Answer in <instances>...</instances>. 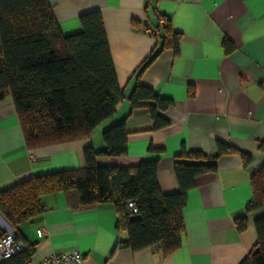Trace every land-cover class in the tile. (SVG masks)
Instances as JSON below:
<instances>
[{"label":"crops","instance_id":"1","mask_svg":"<svg viewBox=\"0 0 264 264\" xmlns=\"http://www.w3.org/2000/svg\"><path fill=\"white\" fill-rule=\"evenodd\" d=\"M49 2L66 35L81 30L82 14L101 13L124 98L88 137L29 149L14 102L5 97L0 101V191L31 177L83 169L85 149L102 151L103 131L123 119L126 155L98 154L96 162L129 167L158 160L156 178L164 194L180 190L174 164L182 151L213 156L222 142L250 161L244 164L238 153L222 155L216 171L195 179L183 209L182 245L168 256L154 247H118L127 232L118 229L112 203L75 210L63 191L46 194L42 214L19 226L22 240L33 249L28 263L79 250L82 264H240L257 242L255 221L264 215V208L246 212L253 198L252 176L264 165V0ZM165 18L181 34L179 50L163 48L138 74L144 60L160 47L159 33L152 31L159 32ZM138 84L172 100L162 114L167 126L155 128L146 107H132L129 97ZM244 216L246 227L239 230L236 220ZM0 225L12 228L1 211Z\"/></svg>","mask_w":264,"mask_h":264},{"label":"trees","instance_id":"2","mask_svg":"<svg viewBox=\"0 0 264 264\" xmlns=\"http://www.w3.org/2000/svg\"><path fill=\"white\" fill-rule=\"evenodd\" d=\"M81 30L64 34L49 0H0V101L11 96L29 149L88 137L102 122L111 118L124 98L118 84L106 29L101 13L80 16ZM161 29V30H160ZM160 47L140 65V74L162 51L179 50L181 34L168 18L159 28ZM229 50L231 46L226 41ZM132 107H146L155 128L168 125L162 114L172 105L170 98L138 84L129 97ZM125 119L103 131L105 148L84 151L85 167L63 170L25 179L0 191V211L12 226L16 240H22L19 226L42 214V197L63 191L75 210L112 203L117 227L127 232L118 247L138 251L159 248L164 256L182 245L183 209L187 191L195 179L217 170V160L238 153L244 164L250 157L225 143L218 152L182 151L176 156L174 171L180 190L161 192L156 174L158 160H143L135 166H100L98 154L109 157L127 153ZM162 149L150 147V151ZM253 198L246 212L264 208V165L252 176ZM138 208L132 213L128 202ZM246 216L236 220L244 230ZM257 242L240 264H264V215L255 221ZM28 244V243H27ZM33 253L27 249L0 264H28Z\"/></svg>","mask_w":264,"mask_h":264},{"label":"built area","instance_id":"3","mask_svg":"<svg viewBox=\"0 0 264 264\" xmlns=\"http://www.w3.org/2000/svg\"><path fill=\"white\" fill-rule=\"evenodd\" d=\"M147 32L151 30L144 26ZM154 34H158L157 31H152ZM128 207L132 210V213H137L138 208L134 201L128 202ZM45 228L40 230L41 233H45ZM28 244L23 240H16L13 229H5L0 225V258L9 259L19 252L27 249ZM161 250V249H160ZM84 255L79 250H72L70 252L56 253L44 258L39 264H82ZM31 264V263H28Z\"/></svg>","mask_w":264,"mask_h":264}]
</instances>
